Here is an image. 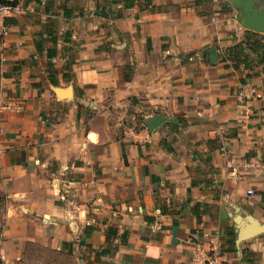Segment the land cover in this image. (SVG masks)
<instances>
[{"label":"crops","instance_id":"crops-1","mask_svg":"<svg viewBox=\"0 0 264 264\" xmlns=\"http://www.w3.org/2000/svg\"><path fill=\"white\" fill-rule=\"evenodd\" d=\"M228 1H13L0 264L32 244L75 264H202L213 251L264 264V232L238 238L250 217L264 225V175L249 165L264 158V33ZM244 38L255 48L230 59ZM154 115L176 120L149 130Z\"/></svg>","mask_w":264,"mask_h":264},{"label":"water","instance_id":"water-1","mask_svg":"<svg viewBox=\"0 0 264 264\" xmlns=\"http://www.w3.org/2000/svg\"><path fill=\"white\" fill-rule=\"evenodd\" d=\"M260 0H229L231 6L235 10L236 20L244 27L255 31L264 33V2L259 4ZM208 58L210 61L216 60V53L214 48H210ZM59 91V90H58ZM165 120H176L174 117L165 115H154L149 118L145 124L149 130H153ZM254 227L252 230L241 228L239 230L238 238L243 240L258 232H264V225L255 221L250 217Z\"/></svg>","mask_w":264,"mask_h":264},{"label":"built area","instance_id":"built-area-1","mask_svg":"<svg viewBox=\"0 0 264 264\" xmlns=\"http://www.w3.org/2000/svg\"><path fill=\"white\" fill-rule=\"evenodd\" d=\"M16 8L14 5L9 3H2L0 2V31L3 36H5L8 33V27L4 23L5 18L11 17L15 14ZM264 99V95L261 96ZM18 110V107L12 105L6 98H4L2 92L0 91V111L3 110ZM4 147L1 144L0 141V156L3 152ZM249 165L255 167L259 171L261 175H264V158L258 159L256 161L249 162ZM249 193H251L253 190L250 188L247 190ZM220 255L219 252L213 251L211 254H209L205 261L202 264H220Z\"/></svg>","mask_w":264,"mask_h":264},{"label":"rangeland","instance_id":"rangeland-1","mask_svg":"<svg viewBox=\"0 0 264 264\" xmlns=\"http://www.w3.org/2000/svg\"><path fill=\"white\" fill-rule=\"evenodd\" d=\"M71 255V253L58 252L32 244L25 248L19 264H75Z\"/></svg>","mask_w":264,"mask_h":264},{"label":"trees","instance_id":"trees-1","mask_svg":"<svg viewBox=\"0 0 264 264\" xmlns=\"http://www.w3.org/2000/svg\"><path fill=\"white\" fill-rule=\"evenodd\" d=\"M14 1V0H13ZM13 1H9V0H0V2L2 3H9V4H13ZM256 46L255 42H252L249 40V38H244L243 40L236 42L235 44L229 46V57L230 59L234 60V61H238V60H242L243 56H242V52H245V49L249 48V49H254ZM234 52V53H232ZM246 54V52H245Z\"/></svg>","mask_w":264,"mask_h":264}]
</instances>
